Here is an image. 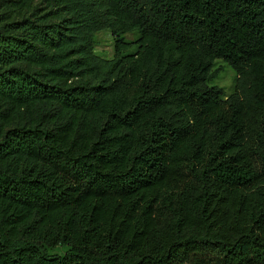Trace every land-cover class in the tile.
<instances>
[{"label": "trees", "instance_id": "obj_1", "mask_svg": "<svg viewBox=\"0 0 264 264\" xmlns=\"http://www.w3.org/2000/svg\"><path fill=\"white\" fill-rule=\"evenodd\" d=\"M0 264H264V0H0Z\"/></svg>", "mask_w": 264, "mask_h": 264}, {"label": "rangeland", "instance_id": "obj_2", "mask_svg": "<svg viewBox=\"0 0 264 264\" xmlns=\"http://www.w3.org/2000/svg\"><path fill=\"white\" fill-rule=\"evenodd\" d=\"M138 36L137 30L127 32L123 35V39L130 43V50L136 45L134 43ZM94 48L95 53L103 58H111L114 55V39L111 32L108 29H100L94 33ZM220 67L217 78L212 82L213 84L219 85L224 88L226 93L232 90L235 73L233 69L221 59L215 61L214 67ZM59 252H63L62 248H59ZM204 260V258H203Z\"/></svg>", "mask_w": 264, "mask_h": 264}]
</instances>
